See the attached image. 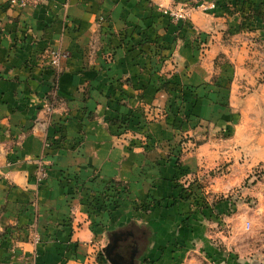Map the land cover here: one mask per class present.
Here are the masks:
<instances>
[{"label":"rangeland","instance_id":"obj_1","mask_svg":"<svg viewBox=\"0 0 264 264\" xmlns=\"http://www.w3.org/2000/svg\"><path fill=\"white\" fill-rule=\"evenodd\" d=\"M166 1L157 4L156 17L163 19L157 29L145 22L155 16L143 18L150 35L130 44L139 52L147 79L135 96L123 90L133 86L132 79L118 80L122 94L108 99L124 109L111 119L117 137L141 150L135 179L111 180L96 190L67 174L71 192L66 196L71 198L62 226L74 232L87 227L101 237L100 249L87 255L88 264H111L104 253L110 237L129 228L141 234H204L202 251L189 253L187 261L180 257L179 264H190V259L192 264H264V0ZM107 21L101 14L99 29ZM97 34L86 54L89 59L104 57L108 66L116 55L110 50L117 46L105 52L108 38ZM189 51L194 59L183 60ZM54 53L66 55L55 69L71 58L68 51L48 50L50 67ZM198 73L201 80L195 78ZM149 87L155 91L152 98L145 94ZM156 122L171 126L177 139L156 143L150 131ZM55 133L57 142L46 144L63 149L64 130L55 128ZM187 157L199 158V164L187 167ZM162 161L177 169L171 179L176 196L163 205L151 193V176ZM43 174L39 183L47 179V167ZM132 182L144 197L131 189ZM175 205L177 212L171 213ZM103 215L108 224L98 220ZM155 218H161L157 229ZM37 225L28 229L35 246L43 242ZM144 242L147 258L138 264H151L148 235ZM66 251L68 263L75 251Z\"/></svg>","mask_w":264,"mask_h":264},{"label":"crops","instance_id":"obj_2","mask_svg":"<svg viewBox=\"0 0 264 264\" xmlns=\"http://www.w3.org/2000/svg\"><path fill=\"white\" fill-rule=\"evenodd\" d=\"M161 2L167 3L49 0L15 9L8 0H0V264H88L87 255L100 249L101 237L87 227L74 232L62 226L67 224L64 221L70 196L66 194L71 192L64 178L68 174V178L96 190L111 180L135 179L141 150L129 148L117 137L111 119L124 109L108 104V99L122 94L117 90L118 80L132 79L133 86L123 90L135 96L142 87L140 83L147 79L139 67V52L133 51L130 44L150 35L143 18L155 16L153 21L145 22L149 28L157 29L156 23L163 20L156 17L157 4ZM101 14L109 21L99 29L97 20ZM99 32L102 38H108L105 52L117 46L110 50L116 55L108 66L104 57L89 59L86 54ZM48 50L68 51L71 58L55 69L45 58ZM189 57L194 59L191 51L185 54L186 59L180 58L186 61ZM195 78L201 80L202 76L198 73ZM145 94L152 98L155 91L149 87ZM46 100L53 104L51 115L44 111ZM59 127L64 130V148L58 150L52 145L49 149L46 143L57 142L55 128ZM150 131L156 143L177 139L173 128L164 122L151 124ZM198 159L187 157L184 164L193 169ZM46 167L48 177L39 183L37 176ZM176 173L177 169L164 161L154 170L151 193L156 201L163 200L157 204L172 202L169 197L176 196L171 183ZM131 189L145 196L133 182ZM177 209L175 205L169 211L176 213ZM98 220L106 224L109 218L103 215ZM160 222L161 218L153 220L155 228ZM34 224L42 233L39 235L43 242L38 246L31 243L28 234ZM19 228L21 234H13ZM147 235L151 264H179L177 259L185 257L187 261L189 253L203 248L204 234H141L129 228L110 237L104 252L107 262H144ZM116 245L119 247L115 249ZM67 248L75 251L79 260L73 256L74 260L67 263L65 256L71 257ZM189 261L193 263V259Z\"/></svg>","mask_w":264,"mask_h":264},{"label":"built area","instance_id":"obj_3","mask_svg":"<svg viewBox=\"0 0 264 264\" xmlns=\"http://www.w3.org/2000/svg\"><path fill=\"white\" fill-rule=\"evenodd\" d=\"M49 0H8L9 6L13 7L15 9H24L27 8L29 6H37L43 3L48 2ZM178 17L181 18H185V15L183 14H178ZM66 58V55L62 54V53H54L53 54V59H52V66L54 68H57L61 65V62L63 59ZM44 111L51 115L54 112V107L53 104L50 100H46L45 105H44ZM46 147H51V145L48 143L46 144ZM43 169L40 170L38 176V180L41 181L42 180V176H43Z\"/></svg>","mask_w":264,"mask_h":264},{"label":"flooded vegetation","instance_id":"obj_4","mask_svg":"<svg viewBox=\"0 0 264 264\" xmlns=\"http://www.w3.org/2000/svg\"><path fill=\"white\" fill-rule=\"evenodd\" d=\"M114 247H115V249H116V247H119V245H116V246H114ZM117 258H118V260H119V259L121 260L122 257H119V256H118ZM120 264H134V263H132V262L130 263V262H127V261H124V262L120 261Z\"/></svg>","mask_w":264,"mask_h":264}]
</instances>
